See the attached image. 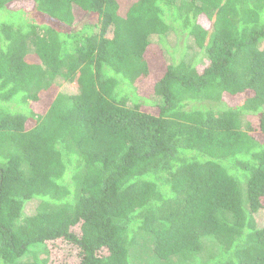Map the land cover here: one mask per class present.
<instances>
[{"label": "trees", "instance_id": "1", "mask_svg": "<svg viewBox=\"0 0 264 264\" xmlns=\"http://www.w3.org/2000/svg\"><path fill=\"white\" fill-rule=\"evenodd\" d=\"M260 209L264 0H0V264H264Z\"/></svg>", "mask_w": 264, "mask_h": 264}, {"label": "rangeland", "instance_id": "2", "mask_svg": "<svg viewBox=\"0 0 264 264\" xmlns=\"http://www.w3.org/2000/svg\"><path fill=\"white\" fill-rule=\"evenodd\" d=\"M177 37V36H176ZM173 35H169L164 40H161V38L156 37L155 41L160 46H165L166 48H170V50H166L167 53V59L169 61H172V59H186L188 61L193 62H199L204 63L206 62V58H204V54L200 53L199 48L197 46H194L191 39L188 38H181L178 39ZM174 57V58H173ZM58 83V90L63 93H75L78 91V86L75 82H65L61 79L57 80ZM39 206V200H31L29 201L24 210V214L27 216H31L37 213ZM255 218L257 221L258 227L264 226V209H260L256 214ZM131 259L134 264H148L150 262H153V264H156V260L153 261V253H152V242L151 239H144L139 244L134 246L133 249H131ZM34 258V254H29L24 257L25 261H32Z\"/></svg>", "mask_w": 264, "mask_h": 264}]
</instances>
